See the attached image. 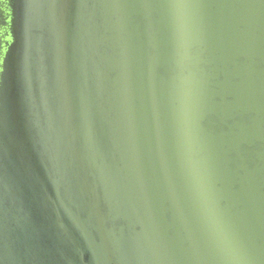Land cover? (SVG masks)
<instances>
[{"label": "water", "instance_id": "water-1", "mask_svg": "<svg viewBox=\"0 0 264 264\" xmlns=\"http://www.w3.org/2000/svg\"><path fill=\"white\" fill-rule=\"evenodd\" d=\"M0 264H264V0H0Z\"/></svg>", "mask_w": 264, "mask_h": 264}]
</instances>
